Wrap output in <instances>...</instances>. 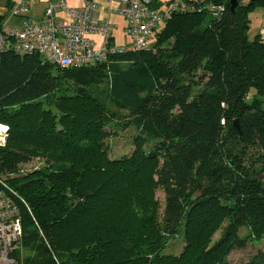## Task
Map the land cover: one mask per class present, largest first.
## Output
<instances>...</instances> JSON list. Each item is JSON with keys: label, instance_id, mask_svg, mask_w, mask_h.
Wrapping results in <instances>:
<instances>
[{"label": "trees", "instance_id": "16d2710c", "mask_svg": "<svg viewBox=\"0 0 264 264\" xmlns=\"http://www.w3.org/2000/svg\"><path fill=\"white\" fill-rule=\"evenodd\" d=\"M259 7L175 14L148 48L80 67L1 54L0 190L29 208L17 264H231L249 241L262 247L233 264H264ZM129 128L133 150L111 158Z\"/></svg>", "mask_w": 264, "mask_h": 264}, {"label": "built area", "instance_id": "2783aa9c", "mask_svg": "<svg viewBox=\"0 0 264 264\" xmlns=\"http://www.w3.org/2000/svg\"><path fill=\"white\" fill-rule=\"evenodd\" d=\"M42 0H12L9 14L16 22L0 24V56L6 51L15 54L38 53L61 67H80L106 61L110 56L135 52L149 47L156 30L175 14L206 12L219 18L230 0H44L41 15L34 20L29 9ZM247 4L249 0H240ZM101 3L108 14L124 20L123 33L128 38L117 45L114 20L98 19L94 13ZM115 3V6H113ZM264 44V25L259 31ZM6 129V127H4ZM5 136H0V143ZM26 202L11 188L0 190V264H17L13 252L22 237L20 206Z\"/></svg>", "mask_w": 264, "mask_h": 264}, {"label": "rangeland", "instance_id": "374dc122", "mask_svg": "<svg viewBox=\"0 0 264 264\" xmlns=\"http://www.w3.org/2000/svg\"><path fill=\"white\" fill-rule=\"evenodd\" d=\"M44 0L41 2L35 3L33 6L29 9V15L34 19L37 20L38 17L41 15L44 7ZM8 0H0V16H3L4 21H6L9 24L15 23L17 20L15 17L10 16L9 10L7 8ZM68 3L70 5H75L77 2L75 0H68ZM113 6H115V3H113ZM116 22L119 25V28L114 30V37L117 45H123L127 41V37L123 33V25L124 20L121 16H116L115 18ZM249 30H248V36L252 38L256 33H258L261 29V26L264 25V8H256L249 14ZM5 132L4 126L0 125V136H3ZM134 129L129 128L125 131L119 132L117 134H113L108 136L106 141L110 145L109 150V156L111 158L120 157L122 155L129 154L133 148V135H134ZM149 144L144 145V148H149ZM39 166H42V161L39 158H33L29 160L27 163L22 165L23 170H31L33 168H37ZM154 198H156L160 205H163V191L161 188H156L154 191ZM245 230L242 229L240 234H245ZM218 237V233L215 234V238ZM262 247V243H254L249 241L247 244V247L243 250H233L231 254L229 255V261L231 264L240 262L243 259H246L249 254L252 252H255L257 249Z\"/></svg>", "mask_w": 264, "mask_h": 264}, {"label": "crops", "instance_id": "0c3cea01", "mask_svg": "<svg viewBox=\"0 0 264 264\" xmlns=\"http://www.w3.org/2000/svg\"><path fill=\"white\" fill-rule=\"evenodd\" d=\"M104 8H105V4H104V3H101L100 8L98 9L97 12L94 13V16H97L98 19H105V18H108L109 20H114V21L116 22L115 18H116V16H118V15H115V16H114L113 14H108V13L104 10ZM116 23H117V22H116ZM117 24H118V23H117ZM123 27H124V25H123ZM123 27H122V29H123ZM117 28H119V25H118ZM117 28H116V29H117Z\"/></svg>", "mask_w": 264, "mask_h": 264}, {"label": "water", "instance_id": "95a60500", "mask_svg": "<svg viewBox=\"0 0 264 264\" xmlns=\"http://www.w3.org/2000/svg\"><path fill=\"white\" fill-rule=\"evenodd\" d=\"M237 6V0H230V10L234 11Z\"/></svg>", "mask_w": 264, "mask_h": 264}]
</instances>
